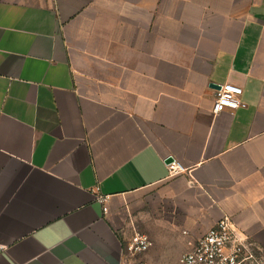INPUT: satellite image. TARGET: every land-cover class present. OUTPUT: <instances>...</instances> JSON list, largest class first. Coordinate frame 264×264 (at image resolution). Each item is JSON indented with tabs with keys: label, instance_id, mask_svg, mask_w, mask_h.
<instances>
[{
	"label": "crops",
	"instance_id": "obj_1",
	"mask_svg": "<svg viewBox=\"0 0 264 264\" xmlns=\"http://www.w3.org/2000/svg\"><path fill=\"white\" fill-rule=\"evenodd\" d=\"M223 216L264 249V0H0V264L180 263Z\"/></svg>",
	"mask_w": 264,
	"mask_h": 264
},
{
	"label": "built area",
	"instance_id": "obj_2",
	"mask_svg": "<svg viewBox=\"0 0 264 264\" xmlns=\"http://www.w3.org/2000/svg\"><path fill=\"white\" fill-rule=\"evenodd\" d=\"M244 89L233 83L219 85L213 103V112L222 113L226 110L235 111L246 108L248 104L243 100ZM170 170L177 168L175 162L170 163ZM97 200L104 204L107 196L99 193ZM153 245L146 234L136 233L125 246L126 264H147L138 262V257L147 253ZM181 264H264V249L246 235L240 233L229 216H223L217 224L198 239L192 249L180 257Z\"/></svg>",
	"mask_w": 264,
	"mask_h": 264
},
{
	"label": "rangeland",
	"instance_id": "obj_3",
	"mask_svg": "<svg viewBox=\"0 0 264 264\" xmlns=\"http://www.w3.org/2000/svg\"><path fill=\"white\" fill-rule=\"evenodd\" d=\"M151 252H154L153 249H151L150 251H148L147 253L141 255L138 257V262H147V264H151L150 261H152V259L150 258V254ZM160 253H162L163 255L160 256L161 259H159V264H180L177 256H176V249L174 247H168L165 250H159ZM162 262V263H161ZM153 264H158V263H153Z\"/></svg>",
	"mask_w": 264,
	"mask_h": 264
},
{
	"label": "water",
	"instance_id": "obj_4",
	"mask_svg": "<svg viewBox=\"0 0 264 264\" xmlns=\"http://www.w3.org/2000/svg\"><path fill=\"white\" fill-rule=\"evenodd\" d=\"M166 161H167V163H172L174 161V158L173 157H168Z\"/></svg>",
	"mask_w": 264,
	"mask_h": 264
}]
</instances>
